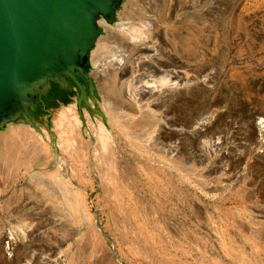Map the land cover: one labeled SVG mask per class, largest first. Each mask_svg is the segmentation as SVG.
<instances>
[{
	"label": "rangeland",
	"instance_id": "1",
	"mask_svg": "<svg viewBox=\"0 0 264 264\" xmlns=\"http://www.w3.org/2000/svg\"><path fill=\"white\" fill-rule=\"evenodd\" d=\"M98 25L102 118L70 86L0 128V264H264V0H122Z\"/></svg>",
	"mask_w": 264,
	"mask_h": 264
},
{
	"label": "water",
	"instance_id": "2",
	"mask_svg": "<svg viewBox=\"0 0 264 264\" xmlns=\"http://www.w3.org/2000/svg\"><path fill=\"white\" fill-rule=\"evenodd\" d=\"M122 0H0V128L18 116L37 123L28 107L49 83L77 92L76 105L102 118L84 67L101 28L114 21ZM43 120L47 121V109Z\"/></svg>",
	"mask_w": 264,
	"mask_h": 264
},
{
	"label": "bare ground",
	"instance_id": "3",
	"mask_svg": "<svg viewBox=\"0 0 264 264\" xmlns=\"http://www.w3.org/2000/svg\"><path fill=\"white\" fill-rule=\"evenodd\" d=\"M99 20V19H98ZM98 20L96 21V24L98 25ZM99 26V25H98ZM128 27H130L129 25L127 26V28L125 27L124 24L122 23H117L115 28H110L109 34L113 35V37H116L119 40H123L126 43H123L126 46H135L136 43H138V41L136 42V40H134L133 38V33L131 32V30L128 29ZM136 39V36H135ZM138 40V39H137ZM121 61H118L117 64L119 65ZM120 66V65H119ZM94 71H98V70H93L91 72V74L95 73ZM97 73V72H96ZM102 74V72H101ZM100 74V75H101ZM103 75V74H102ZM61 117V114L58 115V118ZM75 118V117H74ZM76 119V118H75ZM78 120L76 119V122ZM9 124V122H6L4 124H2L1 126V130L6 127V125ZM70 125V124H69ZM72 127V126H71ZM252 128L254 129L255 132L260 133L262 131H264V120L259 119L258 122L254 125H252ZM104 132V131H103ZM108 140L105 141L104 145H107Z\"/></svg>",
	"mask_w": 264,
	"mask_h": 264
},
{
	"label": "flooded vegetation",
	"instance_id": "4",
	"mask_svg": "<svg viewBox=\"0 0 264 264\" xmlns=\"http://www.w3.org/2000/svg\"><path fill=\"white\" fill-rule=\"evenodd\" d=\"M70 86L74 90L73 86L70 85V84H68L65 89H62V88L60 89V88L57 87L56 84L49 83V88L44 93V96H39V97L36 96V97H34L32 99V103L30 104V110H29L30 111V114H32L31 113V110L33 112L34 110L39 109V108L44 109V107H45V100L53 99L54 97H57L58 99H62L64 96H66V93L70 89Z\"/></svg>",
	"mask_w": 264,
	"mask_h": 264
}]
</instances>
